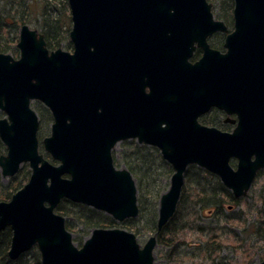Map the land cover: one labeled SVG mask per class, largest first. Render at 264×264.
I'll return each instance as SVG.
<instances>
[{
    "label": "water",
    "instance_id": "1",
    "mask_svg": "<svg viewBox=\"0 0 264 264\" xmlns=\"http://www.w3.org/2000/svg\"><path fill=\"white\" fill-rule=\"evenodd\" d=\"M232 1L229 31L207 0H67L72 52L49 51L43 34L20 26L19 57L0 52V141L6 147L0 173L11 177L22 163L31 170L27 182L0 201V232L11 229L10 259L35 246L41 264H156L157 234L174 215L192 164L217 175L235 197L246 195L264 169V0ZM217 31L226 33V51L207 50L190 64L196 46L213 49L206 39ZM146 49H170L169 67L160 68L158 59L155 65L150 56L156 52L149 56ZM157 82L170 90L155 111L144 86ZM183 83L212 89L191 95ZM31 100L51 113L41 142L56 164L39 152ZM212 105L236 115L232 132L198 123ZM127 139L156 146L173 170L159 197L156 231L140 245L131 231L96 227L77 247L55 212L62 199L118 222L138 215L135 180L113 164V148Z\"/></svg>",
    "mask_w": 264,
    "mask_h": 264
},
{
    "label": "rangeland",
    "instance_id": "2",
    "mask_svg": "<svg viewBox=\"0 0 264 264\" xmlns=\"http://www.w3.org/2000/svg\"><path fill=\"white\" fill-rule=\"evenodd\" d=\"M207 1L211 4L213 17L217 20H222L229 29H232L233 1ZM44 5L48 7V11L52 12V16L55 19H60V23L62 24V41L58 47H61L65 51H71L72 44L69 39L71 19L67 0H0V47L4 41L6 43L8 37L11 39V45L6 53H9L14 58L19 57L16 43L18 41L19 29L22 25L19 22L21 17L26 18L24 24L43 34V16L40 10ZM30 106L36 112L39 119L37 132L39 152L44 155L45 159L53 163V160L44 151L41 142L42 138L48 136L50 133L52 123L50 111L38 100H31ZM3 117H5V114L0 110V118ZM5 153L6 147L0 141V154ZM161 159L164 164H160ZM113 163L117 168H125L130 171L135 180L137 201L140 202L143 197L142 195H144L147 199L146 204L144 203V198H142V201L143 205L147 208L141 214L139 210L141 222L136 226H133L132 221L127 224H124L126 221H115L110 227L124 228L133 232L136 235L138 243L143 245L148 236L154 232L149 224H147L151 217L149 201L152 200L155 204V219H157L158 215L159 197L154 201L155 196L150 191H159L161 195L168 189L172 168L162 158L160 150L150 147V145L139 144L134 139L118 142L115 145L113 149ZM128 163L134 165V173L129 169ZM165 164H168L169 167L164 166ZM158 166L163 167L160 169L157 168ZM137 169H142L143 172H146L150 181H147L140 190L137 188L139 178ZM199 170L200 168L196 165H191L187 168L182 188L184 190V201L177 203L174 213L175 219L168 225L170 227L169 231L172 233H166L163 237L166 241L170 237L173 240L168 244L157 242L153 250L156 264H257L262 261L264 259V169L257 172L246 195L239 197L238 203L224 202L222 210L220 208L217 210L214 207L203 206L202 203L196 202L197 198L195 196L199 195V192L196 191L199 189L197 185L200 184L202 187L212 189L218 180L222 184L220 179L218 178L216 181L210 175L211 173L209 174L206 170H201L203 172ZM30 171L29 165L23 163L13 177L17 178L20 184H24L27 182ZM11 178H3L0 173V196L6 193L4 186L9 184ZM152 186L154 187L152 188ZM224 188L232 194L228 188L225 186ZM199 196L208 198L212 195L203 194ZM219 199L223 200L220 193H217L213 197V201ZM3 200H8V198ZM204 201H207V199ZM152 209L154 210V207ZM74 211H79V209L76 208ZM63 216L65 222H68L70 227L69 231L72 235V241L77 247H81L86 238L90 236L92 229H83L85 230L83 231L81 226L75 224L72 215L63 214ZM104 216L108 215L104 214ZM96 227H102V225ZM213 235L215 239H213ZM212 239L216 240L215 245L219 241L221 246H219L218 251L214 250L205 253L204 247L207 241H211ZM214 244H209V249H212ZM25 253L26 257L30 259L39 256V251L35 246Z\"/></svg>",
    "mask_w": 264,
    "mask_h": 264
},
{
    "label": "trees",
    "instance_id": "3",
    "mask_svg": "<svg viewBox=\"0 0 264 264\" xmlns=\"http://www.w3.org/2000/svg\"><path fill=\"white\" fill-rule=\"evenodd\" d=\"M41 11V15L43 16V35H44V40H45V45L47 47L48 50H53L55 48H57L60 44V42L62 41V24L60 23V19L59 18H54L52 16V12L48 11V7H46V5H44V7H42ZM26 18H22L20 19V23L24 24V22H26L25 20ZM5 41L2 43V46L0 47V51L6 52L9 49V46L11 45V39L8 37V39H6V43ZM140 148V147H138ZM160 164H164L163 160L161 159V163ZM164 166H167V168L169 167L168 164H165ZM128 167L129 169L134 173L135 172V168L134 165L128 163ZM163 166H158L157 168H162ZM204 170L202 168H200L199 171ZM203 172V171H201ZM137 173L139 174V178L137 181V188H142V186H144V184L149 181V178L147 177L146 172H143L142 169H137ZM148 173V172H147ZM210 174V173H209ZM212 175V177L217 181L218 177L214 174H210ZM145 181V182H144ZM23 184H20V181L17 178L12 177L9 184L4 186V191L6 192L3 196H0V200L6 199V198H10V196L12 195V193H14L18 188H20ZM154 186H152L153 188ZM197 187L199 188L198 191L199 195H203V194H210L212 195L211 197H201V196H195L196 202L197 203H202L203 206H209L210 208L214 207L215 209H219L222 210L223 209V203H238V198L234 197L232 194H230L225 188L224 186L219 182V180L217 181V183H215V187L210 189V188H205L202 187L200 184L197 185ZM210 189V190H208ZM155 190V189H154ZM183 190V189H182ZM151 194H153V196H155V198L153 199L154 201L157 200V198L159 197V191H150ZM184 190L181 191L180 194V198L179 201L180 203H182L184 201ZM220 193L221 198L223 200H216L213 201V197L217 194ZM144 198V203L146 204L147 199L145 198L144 195H142ZM142 198L140 200V202L137 201L138 203V207L140 210V214L142 213V211L146 210V206L143 205V201ZM226 198V199H225ZM205 199H207V201H204ZM178 201V202H179ZM154 202L149 201V209L151 208V217L149 218V221L147 224H149L150 228L152 229V231L156 230V219H155V206H154ZM152 207H154V210L152 209ZM76 208L79 209V211H74ZM203 208V207H202ZM55 211L61 215L63 214H67V215H72L73 219L75 221V224L78 226H81L82 230L83 229H93L96 226H100L102 225V227H110L112 226L115 221L110 218L109 216H104L103 212L95 210L93 208H90L86 205H83L81 203H75L72 202L68 199H62L60 201V203L57 205V207L55 208ZM139 216V214H138ZM175 219V214L169 219V221L163 226V228L161 229V231L158 233L157 235V242L158 243H169L172 242L173 238H169L167 241L163 239L164 235L167 233H172L169 231V224L171 222H173ZM134 220V221H133ZM126 222L124 224L129 223L130 221L133 222V226H136L137 224H139L141 222L140 216L137 219H127L125 220ZM174 224V223H173ZM65 226L68 230H70L68 222H65ZM85 231V230H83ZM169 231V232H168ZM213 239H215V236L213 235ZM208 240L206 245H205V253L208 252H212V251H218L219 246H221V244L215 245L214 243L216 242V240ZM10 240H11V229L9 227H6L3 231L0 232V264H41L40 263V257L36 256L33 259H30L29 257H26V253H23L22 255H20L17 259H10L7 255V251L10 245ZM209 244L214 246L212 247V249H209ZM221 264V263H220Z\"/></svg>",
    "mask_w": 264,
    "mask_h": 264
},
{
    "label": "flooded vegetation",
    "instance_id": "4",
    "mask_svg": "<svg viewBox=\"0 0 264 264\" xmlns=\"http://www.w3.org/2000/svg\"><path fill=\"white\" fill-rule=\"evenodd\" d=\"M228 30L230 31L231 29L228 28ZM225 35L226 33L219 31L211 33L206 40L209 47L213 49H202L201 47L196 46L195 49H192L190 55L187 58V61L190 64H195L204 56L207 50H214L219 53H224L226 51V49L223 48ZM146 50H149V56L153 52H156L155 54H152L150 56V58L152 59L155 58V63H154L155 65H156V60L158 59L162 61L161 65L159 66L160 68L165 69L166 67H169V56L166 54V52L170 49H146ZM72 51L73 49H71L70 52ZM178 51H182V50L178 49ZM185 72L188 71L185 70ZM215 73L219 75L222 73V71L220 72L216 71ZM164 84L165 83L159 84L157 82L154 83L153 86L151 87L148 84L144 86V92L150 95L152 100L151 105L153 108H155V111H157L159 108H164V105L160 101L163 102L169 96L170 87L165 86ZM181 86L185 91L190 92L191 95H195L196 91L199 90L201 95L206 96L212 89L211 86H206L203 84L199 85L198 88L196 87L195 89H191V87L186 83H183ZM221 95L222 93L220 92L219 96ZM197 121L201 125L215 127L225 132H232L237 123L236 115L234 113L228 112L227 110L219 108L215 105L210 106L207 110L199 114L197 117ZM150 147L158 149L157 147L152 145H150ZM232 161L234 165L235 162L234 160Z\"/></svg>",
    "mask_w": 264,
    "mask_h": 264
}]
</instances>
